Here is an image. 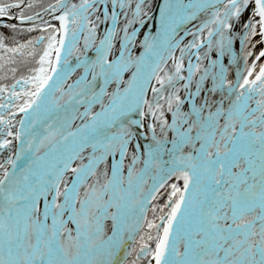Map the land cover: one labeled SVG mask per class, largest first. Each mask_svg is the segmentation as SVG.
I'll return each mask as SVG.
<instances>
[{
  "label": "snow or ice",
  "instance_id": "6c2138e0",
  "mask_svg": "<svg viewBox=\"0 0 264 264\" xmlns=\"http://www.w3.org/2000/svg\"><path fill=\"white\" fill-rule=\"evenodd\" d=\"M156 9L159 28L134 55L137 26ZM201 14L196 30L184 27ZM0 19L32 25H0L11 33L0 32V70L29 71L0 87V149L11 153L0 162V264H121V253L131 264H264V64L248 62L254 38L264 47V0H0ZM213 52L230 58L235 83L219 60L202 67ZM17 110L14 133L3 117ZM149 115L151 143L137 141L129 157ZM173 177L182 187L171 184L165 206L151 209L160 223L148 221L147 204Z\"/></svg>",
  "mask_w": 264,
  "mask_h": 264
},
{
  "label": "bare ground",
  "instance_id": "6f19581e",
  "mask_svg": "<svg viewBox=\"0 0 264 264\" xmlns=\"http://www.w3.org/2000/svg\"><path fill=\"white\" fill-rule=\"evenodd\" d=\"M70 2H72V3H78L79 0H70ZM158 2H159V3H163V0H158ZM185 2L187 3L188 0H185ZM47 6H48V5H47ZM58 14H59V13H58ZM249 15H250V12H249L248 10H246L245 13L242 14V21H243V20H246V19L249 17ZM145 19H146V24H145V26H143V27H139V26H137V27H138V37H137V46H136V48H135L134 51H133V54H134V55H139L140 52L143 51V49L139 47V44L143 41V38H144L145 35H155V34H156V31H157L158 28H159V25H158L159 11H158V9H157V14H156V16H155V19L152 20V22H149V23H148L147 18H145ZM206 19H207V17L204 16L203 14H201L200 17H199L198 19L192 21L191 23H188V24L185 25L184 27H186V28L189 29V30H196V26L202 24ZM44 20H45V21H49V22H50L53 26H55V27H59V22H58L57 20L53 19L52 16H51V17H48L47 19H44ZM122 20H123V16H121V21H122ZM121 26H122V25H121ZM184 27H182L181 29H179L178 32H179V35H180V36L184 37V44H187V43L191 42L192 37H191V36H184ZM102 31H103V26H101V32H102ZM234 31L237 32L238 35L242 34V31H243V30H242V28H241V26H240L239 23L236 24V27H235ZM204 36H205V38H206V36H207V33H206V32L204 33ZM257 38H258V37H257ZM257 38H254V40H256ZM255 42H256V41H253L254 44H256ZM79 46H80L81 48L83 47V39H81V41H80V45H79ZM182 46H184V45L182 44ZM233 49H234V51H235L238 55L240 54L241 49H240L239 40H237L236 42H234ZM251 49H253V48L250 47V48H249V51H251ZM205 50H206V49H205ZM251 52H252V51H251ZM259 52H260V51H259ZM252 53H253V52H252ZM175 55H176L177 57H179V51H178V50L176 51ZM256 56H257V55H255V54L253 53V55H252L251 57H249V61H248V62L250 63V65L253 64V63H255V62H257V61H259V60H255V59H256ZM212 59H216V60H219V61H220V59H223V62H220V63H222V64L224 65V67L228 70L227 73H226V77H227V79L232 80L234 83L237 81L236 67L233 66V65H231V63H230V58H229L228 56H225V57L221 58V57L217 56L215 52H213V53L210 55V57H209L208 60H204V61H202V67L207 66V65L210 63V61H211ZM260 59H261V60L263 59L262 61L264 62V58H260ZM73 63H75L74 60H73ZM192 63H193V64L196 63V60H195V57H194V56L192 57ZM187 66H188V61H187V59H185V64H184V68H185V70H184V72H183L182 74H183L184 76H186V77H187V75H188V73H187ZM240 67H241V69L243 70V63H242V60H241V63H240ZM171 68H172V62H171V61H168V63H167V69H171ZM167 69H166V70H167ZM217 71H219V68H217ZM82 74H83V69H77V71H76V72L70 77V79L67 81V83H73V82H74L76 79H78L79 76L82 75ZM201 74H202V73H201ZM199 75H200V74H196V75L193 77V81L198 80V79H199ZM124 76H125V79L130 78L129 73H125ZM178 86H180V85H178ZM211 86H212V81H211V78L209 77V79L205 82V87H206V88H210ZM114 87H115V85H110V86H109V91L113 90ZM151 87H159V86L156 84V82H155L154 79L152 80L151 85H150V87H149V89H148V92H147V94H146V96H145V98H146L148 101H150V102L153 101V94H152V92H151ZM191 90H192V91H195V83H193V85H192V89H191ZM179 94H180V96H181V99H183V100H187V99H188V97L185 95V93H184V91H183L182 88H181V91H180ZM204 95H207V93H203V94H202V97H203ZM202 97H201V98H198V100H197V103H198V104L201 102ZM5 98H7V95H5ZM215 99H217V100L219 99V93H217ZM161 103L163 104V101H161ZM189 108H190V106L187 105V104H185L183 110L187 111V110H189ZM98 110H99V109L97 108V111H98ZM144 110L147 111V108H145ZM163 110H164V113H165L166 115H167V114L169 115V118H170L169 121H170V123H171V119H172V118H171V113H169V112L167 111V106H166V105H164V109H163ZM23 118H24V115H23V114H19V115H16L15 117H11V119H13V123H14V128H13V132H14V133H15V131H18V130L20 129L19 120H21V119H23ZM133 118H134V119H138V117H136V116H134ZM150 118L152 119V117L149 115L146 119H144V121H143V123H144L143 127H138V128H134V129H133V131L139 133V135L137 136V139L134 140V141L132 142V144H130V146H129V157H130L131 152L133 151V149H134V147H135V143H136L137 141L141 144L142 149H143V145H144V144H146V143H151V139H150V137H151V131H150L148 125H149V123H153V120H152L151 122H149V119H150ZM77 123H78V121H77ZM170 135H171V134H170ZM144 136H148L149 139H148V140H145V139L143 138ZM5 138H8V137H5ZM13 145L16 146V147H18L19 142H18V141H13ZM168 147H171V145L169 144ZM142 149H141V150H142ZM4 152H6V154H3ZM9 154H11V153L7 152L6 150L0 149V162H2V161L5 159V157H6L7 155H9ZM125 163H128V160H126ZM149 183H151V181H149ZM151 202H152V201H150V202L147 204V208H148V212H149V214H150V207H151V204H152ZM145 215H146V214H145ZM110 234H111V233L109 232V235H110ZM133 246H135V245H134L132 242H129L128 250L131 251V248H132ZM121 256L123 257V259H125V257H126L124 253H121ZM123 259H122V262H124ZM122 262H121V263H122Z\"/></svg>",
  "mask_w": 264,
  "mask_h": 264
},
{
  "label": "trees",
  "instance_id": "16d2710c",
  "mask_svg": "<svg viewBox=\"0 0 264 264\" xmlns=\"http://www.w3.org/2000/svg\"><path fill=\"white\" fill-rule=\"evenodd\" d=\"M40 1H41L42 4L44 3L43 4L44 6H47V5L52 4L56 0H38V2H40ZM9 2H12V0H9ZM17 27L20 28V27H31V26L17 25ZM0 32H3L5 35L11 36V33H10V30L9 29L1 28L0 29ZM40 34L41 33H39V32H35V33H31V34H23V35L18 36L17 39H19L21 43H24V42H26L27 39H30V38H32L34 36H37V35H40ZM6 46H8V47L14 46L12 44V42H11V39H9L6 42ZM0 55H3V53L0 52ZM11 68H16L17 69V71L15 72V77L20 76V73H21V76H24V75H28L29 74L28 67H26L23 64L7 65L3 70H0V76H3L5 74H7V76H8L7 79H0V87L10 86L11 84L15 83V80L16 79H19V78H13V74L10 71ZM21 76H20V78H21ZM5 95H7V93L3 94V99H0V101L6 99L5 98ZM181 187H182V185H181ZM169 193L170 192H167V191L162 192L161 195H160V197L153 204V206H155L157 209L163 208L165 206V204L167 203V199H168ZM165 211H167V209H165ZM157 213H159V211ZM157 215L159 216L160 213L157 214ZM153 219H157V221H158V222H156L157 224L160 223V221H159L158 218L153 217V216H149L148 217V221H151ZM144 233L145 232H142V234H144ZM152 234L155 235V230H153ZM138 240H139V238H138ZM154 245H155V241H153L151 243V246L152 247H154ZM134 259H135V256L134 255L130 256V258L126 261V264H131V261L134 260ZM141 264H148V261L147 260H142L141 261Z\"/></svg>",
  "mask_w": 264,
  "mask_h": 264
},
{
  "label": "rangeland",
  "instance_id": "374dc122",
  "mask_svg": "<svg viewBox=\"0 0 264 264\" xmlns=\"http://www.w3.org/2000/svg\"><path fill=\"white\" fill-rule=\"evenodd\" d=\"M40 3H41V1H40ZM56 3V1L54 2V3H52V4H55ZM44 4V3H43ZM257 38V37H256ZM260 38L258 37L256 40H259ZM256 40H254V41H256ZM261 49H264V47H262L260 44H258V43H256L255 44V47L253 48V49H251V51L254 53V54H256V53H258L259 54V51H261ZM263 60V59H262ZM261 61V60H260ZM264 62L263 61H261V64H263ZM249 65H250V63H249ZM260 65V64H259ZM259 65H257V66H259ZM20 76H21V73H20ZM20 76H17V77H15V78H20ZM252 78H254V76L252 77ZM11 115L10 114H8V115H5L3 118L4 119H11ZM3 154H6V152H4ZM174 178V177H173ZM153 207H155V206H151L150 207V215H148V216H153V217H156V218H158V215L157 214H159V213H157V214H155V216H154V214L152 213V211H151V209L153 208ZM158 212V211H157ZM148 214H149V212H148ZM156 221L155 222H158L157 221V219H155ZM148 231V229L145 227L144 228V230H143V232H147ZM142 234V233H141Z\"/></svg>",
  "mask_w": 264,
  "mask_h": 264
},
{
  "label": "water",
  "instance_id": "95a60500",
  "mask_svg": "<svg viewBox=\"0 0 264 264\" xmlns=\"http://www.w3.org/2000/svg\"><path fill=\"white\" fill-rule=\"evenodd\" d=\"M156 14H157V9L154 12V18L152 20L155 19ZM48 17H51V16L50 15L49 16H44L42 19L44 20V19H47ZM152 20L150 22H152ZM11 22L20 24L19 21H7V20L0 19V25H2L4 23H11ZM24 25H31V24H24ZM147 92H146V94H147ZM123 260H125V259H123Z\"/></svg>",
  "mask_w": 264,
  "mask_h": 264
},
{
  "label": "flooded vegetation",
  "instance_id": "af4514ba",
  "mask_svg": "<svg viewBox=\"0 0 264 264\" xmlns=\"http://www.w3.org/2000/svg\"><path fill=\"white\" fill-rule=\"evenodd\" d=\"M220 62H223V59H220Z\"/></svg>",
  "mask_w": 264,
  "mask_h": 264
}]
</instances>
